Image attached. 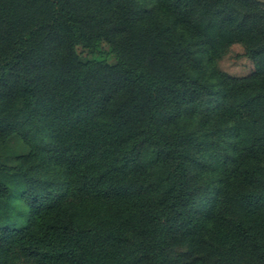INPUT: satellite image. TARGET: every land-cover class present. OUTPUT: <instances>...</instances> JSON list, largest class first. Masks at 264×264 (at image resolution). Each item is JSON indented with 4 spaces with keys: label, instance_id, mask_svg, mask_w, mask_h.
I'll use <instances>...</instances> for the list:
<instances>
[{
    "label": "trees",
    "instance_id": "obj_1",
    "mask_svg": "<svg viewBox=\"0 0 264 264\" xmlns=\"http://www.w3.org/2000/svg\"><path fill=\"white\" fill-rule=\"evenodd\" d=\"M240 44L247 76L220 69ZM264 264V0H0V264Z\"/></svg>",
    "mask_w": 264,
    "mask_h": 264
},
{
    "label": "rangeland",
    "instance_id": "obj_2",
    "mask_svg": "<svg viewBox=\"0 0 264 264\" xmlns=\"http://www.w3.org/2000/svg\"><path fill=\"white\" fill-rule=\"evenodd\" d=\"M220 69L233 76H247L254 69V63L245 55L240 44H233L228 51L219 59ZM14 264H32L22 258H17Z\"/></svg>",
    "mask_w": 264,
    "mask_h": 264
}]
</instances>
